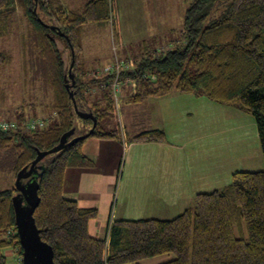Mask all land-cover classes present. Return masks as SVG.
Returning a JSON list of instances; mask_svg holds the SVG:
<instances>
[{"label": "trees", "instance_id": "16d2710c", "mask_svg": "<svg viewBox=\"0 0 264 264\" xmlns=\"http://www.w3.org/2000/svg\"><path fill=\"white\" fill-rule=\"evenodd\" d=\"M16 6L22 8L28 27L21 44L22 83L51 97L39 110L48 118L46 127L26 128L28 120L39 119L36 105H31L30 113L24 107L13 110L15 129L0 130V173L13 178L37 151L50 150L70 129L71 140L92 126L77 116L65 87L71 83V51L74 85L69 90L78 111L91 112L96 119L88 138L122 136L118 126L105 130L102 125L115 114L112 95L106 93L115 73L103 69L99 75L82 61L81 30L111 21L109 0H87L77 11H66L59 0H0V37L9 34ZM10 60L0 51V77ZM121 61L129 67L117 80L135 82L130 104L174 90L236 107L254 120L264 161V0H187L181 42L174 49ZM163 139L162 131L146 130L127 141ZM85 140L38 163L43 172L38 170L39 204L33 218L41 241L52 248L54 264H139L161 256L166 257L161 264H264V169L234 173L227 188L196 194L193 207L170 220H116L108 238L98 239L87 229L97 211L81 209L63 196L65 171L91 165L81 153ZM15 194V187L0 190V264H6L8 248L22 264L12 207ZM235 223L244 224L246 238L234 236Z\"/></svg>", "mask_w": 264, "mask_h": 264}, {"label": "rangeland", "instance_id": "374dc122", "mask_svg": "<svg viewBox=\"0 0 264 264\" xmlns=\"http://www.w3.org/2000/svg\"><path fill=\"white\" fill-rule=\"evenodd\" d=\"M109 2L111 23L109 21L100 25H86L81 30L82 61L89 70H95L100 75L117 54L120 60L134 62L142 56L164 54L181 42L182 19L187 0ZM11 22L9 34L0 37V51L11 57L0 77V93L3 95L0 94V120L16 122L11 115L13 110L24 107V112L30 113L31 105H36L37 117L48 119L47 116L41 115L39 110L47 105L51 96L39 89L28 90L24 82L22 83L21 44L28 27L23 10L19 6H16ZM116 29L121 33L122 44L114 41ZM117 85L114 91L112 86L106 90V93L112 95L116 110L114 117L102 122L105 130L118 126L122 130L126 128L128 134H135L155 128L159 126L161 118L159 111L164 109L162 112L168 115L169 122L176 125L174 129L187 131L189 138L196 142L193 148L198 152V161L200 164L204 163L214 174L210 178L214 189L223 190L231 182V175L236 172H257L264 169L254 120L238 108L216 104L205 97L183 95L174 90L162 100L165 105L157 99L134 105L130 104L127 98L135 85L128 79L122 83L119 81ZM95 94L96 92L93 95ZM189 147H186V143L182 145V148ZM212 154L214 163L207 166V160L212 159ZM14 187L15 178L0 173V190ZM211 190L213 188L205 192ZM233 233L237 238L247 236L243 223H235ZM4 253L6 264H20L19 256L12 249H6Z\"/></svg>", "mask_w": 264, "mask_h": 264}, {"label": "crops", "instance_id": "0c3cea01", "mask_svg": "<svg viewBox=\"0 0 264 264\" xmlns=\"http://www.w3.org/2000/svg\"><path fill=\"white\" fill-rule=\"evenodd\" d=\"M59 1L66 11H77L87 0ZM120 34L119 29L114 31L117 36L114 41L118 44L123 43ZM117 56L113 61H121ZM135 89L134 86L127 99L136 94ZM170 95L171 92L160 98L148 97L134 105L150 99H157L165 105L162 100ZM157 107L161 110L159 104ZM162 111L164 109L159 111V126L146 129L162 131V141L128 142V138L137 133L128 134L126 128L123 131L120 127L121 140L86 139L81 153L91 165L65 171L63 196L75 201L81 209L97 211L96 218L88 222L90 236L107 239L110 226L116 220H170L192 208L196 194L212 188L216 190L210 179L213 172L198 161V152L193 148L196 142L189 138L187 131L174 129L176 125L169 122L170 118ZM183 143L186 147L193 146L182 148ZM211 157L207 166L214 163L213 154ZM165 261L166 257L161 256L139 264H161Z\"/></svg>", "mask_w": 264, "mask_h": 264}, {"label": "water", "instance_id": "95a60500", "mask_svg": "<svg viewBox=\"0 0 264 264\" xmlns=\"http://www.w3.org/2000/svg\"><path fill=\"white\" fill-rule=\"evenodd\" d=\"M36 1V0H34ZM50 29H56L49 26ZM58 35L65 37L61 32ZM73 66V52L71 51V62L68 67V75L70 84H65L68 90L69 98L73 104V108L77 116L82 120L92 121V126L88 132L79 135L70 140L74 134V128L64 133L57 145L48 151H37L35 159L23 167L15 177L16 194L12 197V207L14 213V225L17 231L18 240L22 248V264H54L52 248L46 243L42 242L39 236V231L35 226L33 214L39 204V197L37 195L38 181L37 179L42 175L43 166L38 163L45 157L57 153L67 146H71L79 140H85L93 132L96 125V119L91 112H80L77 109L73 92L69 89L74 85L73 74L71 72ZM42 172H38V170Z\"/></svg>", "mask_w": 264, "mask_h": 264}, {"label": "built area", "instance_id": "2783aa9c", "mask_svg": "<svg viewBox=\"0 0 264 264\" xmlns=\"http://www.w3.org/2000/svg\"><path fill=\"white\" fill-rule=\"evenodd\" d=\"M129 67V64H125L122 61H119L118 59H115L112 63H110L109 65H107L104 68V71L106 73H115V79L113 81V83L111 84V86L113 87V91H114V87L119 83L118 79V75L121 71L127 70ZM118 81V83H117ZM118 86V85H117ZM39 119H30L28 120V127L29 129H42L45 127L47 120L43 117H38ZM17 127V123L16 122H10L7 120H0V130L2 131H6V130H10V129H15Z\"/></svg>", "mask_w": 264, "mask_h": 264}]
</instances>
